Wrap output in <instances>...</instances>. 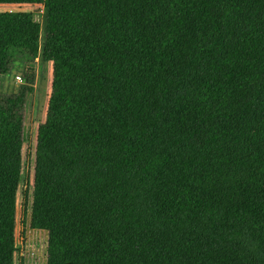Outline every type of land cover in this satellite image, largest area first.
<instances>
[{"label": "trees", "instance_id": "16d2710c", "mask_svg": "<svg viewBox=\"0 0 264 264\" xmlns=\"http://www.w3.org/2000/svg\"><path fill=\"white\" fill-rule=\"evenodd\" d=\"M0 264L28 82L53 63L31 227L46 264H264V0H0Z\"/></svg>", "mask_w": 264, "mask_h": 264}, {"label": "rangeland", "instance_id": "374dc122", "mask_svg": "<svg viewBox=\"0 0 264 264\" xmlns=\"http://www.w3.org/2000/svg\"><path fill=\"white\" fill-rule=\"evenodd\" d=\"M31 13L41 28L40 45L43 44L45 9L43 5H0V13ZM33 81L28 82L22 64H16L12 73L2 83V92L14 93L27 88L23 122V148L21 182L16 193L15 259L14 264H46L48 235L31 227L33 203V176L35 167L37 129L44 123L51 93L53 63L41 56L34 60ZM19 78V79H18Z\"/></svg>", "mask_w": 264, "mask_h": 264}, {"label": "built area", "instance_id": "2783aa9c", "mask_svg": "<svg viewBox=\"0 0 264 264\" xmlns=\"http://www.w3.org/2000/svg\"><path fill=\"white\" fill-rule=\"evenodd\" d=\"M19 79V78H18Z\"/></svg>", "mask_w": 264, "mask_h": 264}]
</instances>
